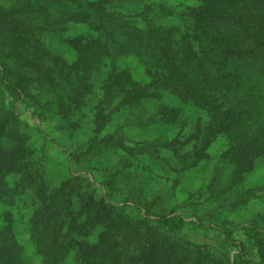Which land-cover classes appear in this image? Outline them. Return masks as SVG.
Here are the masks:
<instances>
[{"label":"trees","instance_id":"trees-1","mask_svg":"<svg viewBox=\"0 0 264 264\" xmlns=\"http://www.w3.org/2000/svg\"><path fill=\"white\" fill-rule=\"evenodd\" d=\"M201 1L179 13L166 12L164 7L156 11L149 5L137 13L135 22L115 19L116 15L107 9L111 0H15L9 6L0 3V79L10 92L18 98L23 95L24 100L52 94L60 110L70 106L71 101L79 104L90 93L91 86L85 80L97 56L105 54L104 46L103 50L99 46L88 49L89 65L70 66L50 55L40 38L57 33L71 21L88 23L102 31L112 27L116 32L106 37L118 43L114 51L134 56L149 74L150 82L138 86L130 82L128 69H111L96 107L97 134L112 114L131 111L142 101L159 98L158 90L169 91L183 102L206 110L209 121L184 141L177 137L162 143L135 142L130 147L127 143L131 141L107 135L101 142L132 157L150 155L156 147H162L193 168L206 159L214 138L226 135L230 145L223 157L233 171L225 190L234 189L252 171L254 161L264 155V142L258 145L257 138L261 136L221 109L212 93L226 88L218 75L219 66L234 63L236 71L244 73L252 64L264 67V0ZM168 17L178 19L181 28L166 25ZM180 63L190 71L196 89L178 80ZM116 98L120 101L105 115ZM163 114L170 119L168 122L174 121L169 112ZM16 126L14 115L4 114L0 120V165L6 166L7 172H21L23 187L33 190L36 210L31 233L40 245L38 252L44 264H62L70 255L77 264H264V215L253 216L239 229L242 241L236 239L238 232L221 228L223 247L235 253L231 257L217 255L204 244L177 237L176 231L183 225L179 216L157 214L149 205L138 208L135 216L130 215L125 205L117 206L119 202L106 183L100 190L87 177L77 176L49 188L41 181L43 169L29 153ZM263 189L264 185L245 190L231 203V209L242 206ZM96 228L98 242H90ZM9 229L0 231V264H17L11 258L16 252L10 247Z\"/></svg>","mask_w":264,"mask_h":264},{"label":"rangeland","instance_id":"rangeland-1","mask_svg":"<svg viewBox=\"0 0 264 264\" xmlns=\"http://www.w3.org/2000/svg\"><path fill=\"white\" fill-rule=\"evenodd\" d=\"M14 1L0 0V3L9 6ZM201 2L111 0L107 9L116 15L115 19L120 17L135 22L133 18L137 13L149 5L156 11L164 7L166 12L175 10L179 13L185 7L198 6ZM168 19L166 25L181 28L178 19ZM114 32L112 27L102 31L88 23L71 21L62 25L57 33L43 34L40 38L42 47L70 66L89 65L88 49L99 46L103 50L104 46L105 54L97 56L85 80L91 86L90 93L79 104L71 101L70 106L60 110L52 94L35 97L32 101L24 100L22 94L18 98L0 79V120L4 114L16 117V127L24 136L29 153L43 169L41 181L49 188H56L70 177L77 176L87 177L100 190L103 188L101 184L106 183L115 201L119 202L117 206L125 205L130 215L135 216L137 209L144 205L151 206V211L157 214L172 213L183 219V225L176 231L177 237L204 244L217 255L233 256L235 251L222 245L224 236L220 229L238 232L235 233L236 239L242 241L239 229L253 216L264 215V189L242 206L231 209V203L245 190L264 185V155L254 161L252 171L245 175L241 184L225 190L233 171V166L223 157L230 145V138L226 135H217L206 152V159L193 168H188L186 161L162 147H156L150 155L132 157L119 148L105 146L101 139L107 135L131 141L127 143L130 147L135 142L162 143L177 137L184 141L195 133L196 128L201 129L209 121L206 110L183 102L169 91L158 90L159 98L142 101L131 111L112 114L97 134L96 107L102 97L105 76L111 69H128L130 82L135 85L147 86L150 82L149 74L134 56L114 51L118 43L106 37ZM235 65L229 62L225 68L219 66L218 75L224 79L226 88L212 94L221 109L241 119L251 126L253 134L261 136L257 138V144L262 145L264 67H253L255 64H252L248 73H244L236 71ZM184 67L182 63L178 64V80L194 90L190 71ZM119 101V98L114 99L104 114ZM166 112L173 116V122H168V116L163 117ZM0 146H3V138H0ZM22 176L21 172H7L6 166L0 165V231L10 228V247L16 252L11 258L17 264H44L43 256L38 252L40 245L31 233V220L36 210L33 190L23 187ZM96 233L98 228L93 231L90 242H98ZM163 263L158 261V264ZM62 264L77 262L70 255Z\"/></svg>","mask_w":264,"mask_h":264}]
</instances>
